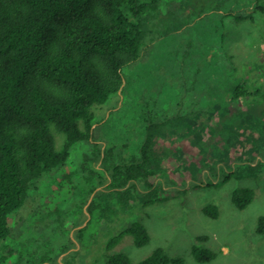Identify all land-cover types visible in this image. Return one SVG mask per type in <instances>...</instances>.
I'll return each mask as SVG.
<instances>
[{
  "label": "trees",
  "instance_id": "obj_1",
  "mask_svg": "<svg viewBox=\"0 0 264 264\" xmlns=\"http://www.w3.org/2000/svg\"><path fill=\"white\" fill-rule=\"evenodd\" d=\"M170 1L0 0V264H62L58 262L59 257L71 248L62 246L58 252L50 248L39 259L34 245L31 246L42 228L34 229L25 221L29 216L25 208L38 197L36 185L46 175L56 183L53 192L66 189L67 197L72 196L74 175H78L75 183L86 190L79 204L81 209L93 194L84 211L90 216L96 207L95 199L105 194L115 197L114 205L130 203L133 190H143L149 196L144 201L146 205L160 201L149 180L163 171L162 165L169 166L165 156L167 127L159 120H152V116L162 114L152 115L148 108L138 111L134 117L140 129L139 143L127 155L126 147H107L104 138L98 137L91 109L104 105L111 95L118 99L121 95L125 102L129 92L123 69L130 70L142 58L149 59L150 43L171 32L178 34L186 30L184 25L170 26L178 18L174 15L176 11L163 7ZM190 47L191 42L186 38L179 45L187 55ZM191 52L190 58H193ZM168 63L159 61L156 68ZM209 66L212 64L206 65ZM180 67H171L170 72L160 75L171 77L174 82L170 84L183 88L181 97L175 94L176 107H181L183 99L188 107L196 110L197 117L205 107L207 115L219 107L202 102V98L212 100L208 92L213 96L220 94L221 98L230 95L234 100L259 93L245 89V84L238 81L233 87L226 77L219 78L215 68L210 73L207 71L204 78L200 65L192 74L186 67L182 70ZM183 72L189 74L187 79ZM217 81L224 83L223 88L208 89L210 83L215 86ZM57 140L60 148L56 147ZM84 143L90 147V153L84 154L80 168L72 172L69 161L73 150ZM232 175L233 172L226 173L217 184L226 183ZM53 192L47 191L51 195ZM253 196L249 188L238 189L233 191L231 202L242 210ZM60 200L56 204L66 206ZM73 204L71 201L67 205L69 210L62 207L49 211L44 229L48 226L54 229L59 222L67 225L68 219L62 216L73 209ZM59 211L63 214L59 215ZM101 212L104 215L108 208ZM203 213L216 217L215 208L210 206L204 207ZM81 222L75 221L72 228ZM25 227L26 237H23L20 228ZM15 229L17 235L13 234ZM51 232L53 236L57 233ZM256 233L264 235L263 216L258 218ZM125 234L132 236L136 247L149 243L146 229L134 222L108 241L107 250ZM9 241H15L16 245ZM69 244L73 246L71 241ZM191 253L198 263L209 262L215 256L197 245L192 246ZM173 263L181 264L157 248L137 264ZM104 264H130V261L120 253L110 256Z\"/></svg>",
  "mask_w": 264,
  "mask_h": 264
},
{
  "label": "rangeland",
  "instance_id": "obj_2",
  "mask_svg": "<svg viewBox=\"0 0 264 264\" xmlns=\"http://www.w3.org/2000/svg\"><path fill=\"white\" fill-rule=\"evenodd\" d=\"M163 7L177 12L174 15L178 18L170 26L184 25L186 30L150 43L149 59L142 58L130 70L123 69L128 100L123 102L121 95L119 99L111 95L104 105L91 109L98 137L104 138L107 147H126L127 155L139 143L140 129L134 117L138 111L148 108L152 115L162 114L152 116V120L167 127L165 156L169 166L162 165L163 171L149 180L160 201L146 205L149 196L143 190H133L130 203L114 205L115 197L105 194L95 199L90 216L79 207L86 190L75 183L78 175H74V191L69 197L66 189L54 193L56 183L46 175L36 185L38 197L25 208L29 211L25 221L34 229L42 228L31 243L39 259L50 248L58 252L62 246H70L58 262L63 263L66 257L64 264H104L113 254L123 253L130 264H137L161 248L181 264H264V235L256 233L258 218L264 217V0H172ZM185 38L192 46L188 55L185 48H179ZM159 61L170 64L156 68ZM208 63L212 67L207 68ZM177 65L180 70L186 67L190 74L200 65L204 78L215 68L219 78L226 77L233 87L238 81L245 84V89L259 93L234 100L230 95L221 98L208 92L212 100L202 98V102L219 107L210 110L211 115L206 114L205 107L197 117L196 110L183 99L181 107H176L175 94L181 97L183 88L170 84L174 82L171 77L160 75ZM183 74L187 79L189 74ZM214 85L210 83L208 89L220 90L224 83L217 81ZM60 146L57 140L56 147ZM89 153L86 143L78 144L69 161L72 172L80 168L84 154ZM229 172L234 175L226 183L217 184ZM242 188L253 190L254 196L247 207L238 210L231 195ZM58 199L63 200L61 205L66 204L62 206L65 209L56 204ZM71 201L74 204L69 213L58 212L68 219L67 225L59 222L55 231L49 226L45 230L48 212L69 210ZM207 206L215 208L216 217L203 213ZM106 208L108 212L103 215L101 211ZM75 221L82 224L72 228ZM134 222L146 229L149 243L136 247L132 236L125 234L107 250L108 241ZM25 230L20 228L23 237ZM52 230L57 232L55 236ZM13 234L17 235L16 229ZM14 242L9 241L16 245ZM193 245L208 249L214 258L196 262L191 253Z\"/></svg>",
  "mask_w": 264,
  "mask_h": 264
},
{
  "label": "water",
  "instance_id": "obj_3",
  "mask_svg": "<svg viewBox=\"0 0 264 264\" xmlns=\"http://www.w3.org/2000/svg\"><path fill=\"white\" fill-rule=\"evenodd\" d=\"M119 93H120V92H119ZM92 197H93V194H92L91 197L89 198L87 204L84 206V209H85V208L88 206V204L91 202ZM63 255H65V254H63ZM63 255H62V256H63ZM62 264H63V263H62Z\"/></svg>",
  "mask_w": 264,
  "mask_h": 264
}]
</instances>
